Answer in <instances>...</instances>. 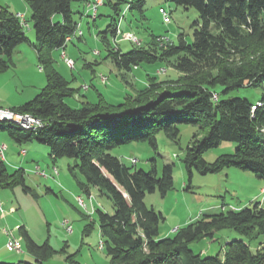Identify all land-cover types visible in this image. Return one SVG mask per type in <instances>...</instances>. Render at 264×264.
I'll return each mask as SVG.
<instances>
[{"label":"trees","instance_id":"16d2710c","mask_svg":"<svg viewBox=\"0 0 264 264\" xmlns=\"http://www.w3.org/2000/svg\"><path fill=\"white\" fill-rule=\"evenodd\" d=\"M74 1L25 0L38 45L29 42L16 14L0 7V73L9 69L15 49L26 42L37 50L40 61L52 63V51L66 48V38L79 28L74 20ZM171 1L199 13L192 42L180 35L177 44H159L154 39L148 48L136 46L128 52L110 49L106 33L111 29L115 36L116 23L109 25L102 41L108 47L107 57L118 68L132 73L142 63L164 62L178 74L174 81L178 87L161 91L160 83L154 82L157 77L148 74V85L137 88L134 94L126 93L117 104L100 96L97 102L84 101L73 108L65 99L79 90L51 67L41 92L12 108L40 119L43 126L24 130L5 122L0 123V130L18 144L48 146L53 160L76 159V168L86 180L80 183L81 188L94 186L112 200V214L96 210L102 250L111 258L110 264H264V202L204 215L177 228L172 236L160 238L165 217L149 208L145 197L155 192L165 196L172 190L173 165L165 164L159 171L153 160L151 169L145 171L127 165L112 152L131 142H147L157 150L159 133L177 142L180 125H192L198 132L184 157L190 177L194 170L205 175L235 167L264 179V0ZM144 2L131 1L130 10L139 9L145 17ZM109 5L117 15L121 1H110ZM57 15L61 21L55 20ZM219 87L222 94L241 87L260 88L263 96L256 102L240 97L223 99ZM258 102L262 106L253 109ZM223 142L236 143V150L214 162L206 161L203 154ZM15 186L30 190L24 170L9 172L1 162L0 188ZM222 230L234 231L244 239L227 241L212 256L192 249V244L217 241L215 235ZM21 231L35 264H44L52 248L47 243L37 244L24 228Z\"/></svg>","mask_w":264,"mask_h":264},{"label":"rangeland","instance_id":"374dc122","mask_svg":"<svg viewBox=\"0 0 264 264\" xmlns=\"http://www.w3.org/2000/svg\"><path fill=\"white\" fill-rule=\"evenodd\" d=\"M96 1L73 2L72 7L76 13L74 17L79 28L64 50L52 51V63L40 61L37 50L28 42L15 49L12 55L13 64L7 71L0 73L2 109L19 107L39 94L47 84V74L51 67L70 82V87L79 90L73 97L65 99L73 108L80 107L84 101L97 102L100 96L110 103L117 104L123 101L126 93L134 94L137 88L148 85V74L157 77L154 82L160 83L161 91L179 86L174 82L178 74L164 62L142 63L132 73L118 68L107 57L109 51L102 41V36L110 29L111 23H116L122 34L113 36L110 29L106 36L110 49L120 48L123 52H128L136 46L148 48L154 39L159 44H177L180 35H183L186 41L192 42L194 31L199 27L196 23L200 21L197 10L177 6L171 0H145V17H142L139 9H128L131 0H111L113 3L121 1L118 14L115 15L109 2L104 0L103 4L105 1L106 4L99 6L97 11L101 16L95 20L93 9L88 7V4L93 6ZM0 7L14 14H26L29 25V29H25L26 35L30 43L38 45L31 11L25 0H0ZM160 7L169 14V23L164 22ZM77 12L84 14L81 16ZM55 20L57 21V18ZM80 31L82 36H79ZM212 31L215 29L212 28ZM128 32L132 33V40H139L140 44L125 40V35H131ZM161 38L165 39V42ZM63 53L66 58L74 61V68L68 66ZM102 77L108 78L106 83ZM217 91L223 99L240 97L256 102L263 96V90L255 87H241L226 94L221 93L220 87ZM180 130L177 142L170 140L165 133H159L157 150L147 142H131L112 151L127 165H134L135 168L145 171L151 169L153 160L159 171L165 164L173 165L172 190L165 196L155 192L145 197L146 205L165 217L160 224V238L172 236L177 228L204 215L218 214L223 209L251 207L255 203L264 202V179L253 172L229 167L205 175L194 170L190 177L184 157L198 128L180 125ZM0 145L7 146L4 158L0 154V163L3 162L9 172L23 169L26 186L30 189L25 192L22 186L0 188V262L35 264L36 258L28 251L22 235L21 229L24 228L37 244L47 243L52 248L53 253L44 264H110L111 258L102 250V236L96 210L112 214L114 204L94 186H89V191L81 188L80 183L86 180L76 168L78 161L66 157L53 160L48 146L37 142L18 144L6 131L1 130ZM236 148V143L223 142L217 148L206 151L203 157L211 163L221 155L233 153ZM41 172H45L46 176L38 174ZM68 226L72 228V232H68ZM10 238L21 243V252L8 251L6 246ZM215 239L217 241L205 240L192 244L191 247L196 252L212 256L218 253L227 241L244 237L234 231L222 230L216 233ZM7 259L10 261H6Z\"/></svg>","mask_w":264,"mask_h":264},{"label":"built area","instance_id":"2783aa9c","mask_svg":"<svg viewBox=\"0 0 264 264\" xmlns=\"http://www.w3.org/2000/svg\"><path fill=\"white\" fill-rule=\"evenodd\" d=\"M89 7H93L94 11H98V7L96 6V3H94L93 6H92V4H90ZM16 17L19 19V21H20L21 25L24 27V29H29V25L27 23V20H26L24 14L17 13ZM170 21H171L170 16L168 13H166V10L164 9V22L169 23ZM120 34H122V32H120L117 29L116 35H120ZM124 39L128 40L132 43L140 44L139 40H132V33H131V35H125ZM161 40L163 42H165V39L161 38ZM67 42H70V41H67V38H66V44H67ZM63 57L66 58L65 53H63ZM66 63L68 64V66L74 68V61H72L71 59L66 58ZM103 78L105 79V83H106L108 78H106V77H103ZM257 106H261L260 102L257 103ZM253 109H254V107H253ZM1 115H9V117H12L13 119L20 120L22 122V124H33V126H35V125L43 123V122H34L25 113H20V112H17L15 110H13V112H5L4 109H1V100H0V116ZM6 149H7V146H1L0 145V154L2 155L3 158H4V152ZM55 171L58 174V171L57 170H55ZM38 174H40L41 176H46L45 172H41ZM0 210H2V208H0ZM67 230H68V232H72V228L70 226L67 227ZM6 247H7L8 251H11V252L16 251L18 253L21 252L19 250V248L13 244V240L11 238L8 240Z\"/></svg>","mask_w":264,"mask_h":264},{"label":"bare ground","instance_id":"6f19581e","mask_svg":"<svg viewBox=\"0 0 264 264\" xmlns=\"http://www.w3.org/2000/svg\"><path fill=\"white\" fill-rule=\"evenodd\" d=\"M103 2H104V0H97L96 1V6L99 7V6L103 5ZM91 8L93 9V18L95 19L96 16H97V11H94L93 7H91ZM159 11L164 16V9L161 8ZM79 36H82V32L81 31L79 32ZM67 41H72L71 37H68ZM74 65H75V63H74ZM70 68H72V67H70ZM161 71L165 72V70H161ZM102 80H103V82H105V79L103 77H102ZM260 105L262 106V103H260ZM256 107H260V106H255L254 109ZM4 110H5V112H13L12 109H4ZM26 115L29 116V118L31 120H33L34 122H42L40 119H37V118H35V117L31 116V115H28V114H26ZM0 122H11V123H14V124L18 125L19 127H21L24 130H35V129L40 128V127L43 126V123L35 125V126H33V124H22V122L20 120L13 119L12 117H9V115H1L0 116ZM1 146H5V145H1ZM79 201H80V203L83 204L82 200L79 199ZM0 208H1V203H0ZM13 244L16 245L19 248L20 251H22L23 247L21 246V243L19 241H13Z\"/></svg>","mask_w":264,"mask_h":264},{"label":"crops","instance_id":"0c3cea01","mask_svg":"<svg viewBox=\"0 0 264 264\" xmlns=\"http://www.w3.org/2000/svg\"><path fill=\"white\" fill-rule=\"evenodd\" d=\"M108 2H110L111 0H107ZM131 1H136V0H131ZM145 1V0H144ZM112 2V1H111ZM89 3V2H88ZM91 4V3H90ZM90 4H88V7H89V5ZM106 4V1H105V3L103 4V6ZM129 6V10H130V5H128ZM91 8V7H90ZM162 7H160L159 9H161ZM99 10V9H98ZM77 13H79L81 16H83V14H84V12H77ZM17 14V13H16ZM25 15V18H26V14H24ZM99 16H101V15H99V12H97V16H96V18H95V20L99 17ZM57 18V21H61L62 20V18L61 17H55V19ZM74 20H75V17H74ZM76 22H77V25H78V21L77 20H75ZM128 33H131V32H128ZM13 239V238H12ZM16 240V239H15ZM4 245V244H3ZM5 259V258H4ZM6 261H10L9 259H7ZM12 262V261H11ZM15 264L17 263V262H14Z\"/></svg>","mask_w":264,"mask_h":264}]
</instances>
